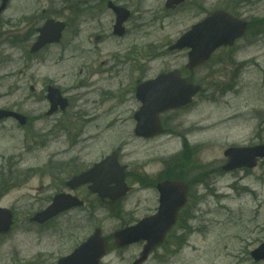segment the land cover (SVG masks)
<instances>
[{
	"label": "rangeland",
	"instance_id": "1",
	"mask_svg": "<svg viewBox=\"0 0 264 264\" xmlns=\"http://www.w3.org/2000/svg\"><path fill=\"white\" fill-rule=\"evenodd\" d=\"M113 1L133 12L123 37L113 35L115 15L103 0H11L1 18L0 107L16 109L31 122L20 127L12 119L0 121V205L15 213L11 232L0 235V264H56L96 226L102 227L110 244L103 264H132L140 255L143 244L118 249L111 238L114 231L158 207L156 190L134 184L129 174L143 170L157 176L165 167L163 161L181 148L171 135L151 141L135 137L134 87L139 80L185 63L184 55L167 53V47L205 15L197 16L194 0L174 11L165 9L166 0ZM211 1L216 7L227 3L207 0L206 6ZM239 1L249 17L262 21L259 42L245 50L253 65L244 74L241 94L230 100L231 106L201 102L204 94L189 115H164L167 129L176 127L183 115H188L186 124L214 120V125H223L196 135L209 141L202 160H221L228 147L257 143L259 134L264 140V0ZM47 16L66 23L63 40L31 55L36 37L32 30ZM48 81L73 99V108L45 116ZM108 122L114 127L108 128ZM117 147L123 148L121 161L128 165L129 182L134 184L121 202L108 205L79 189L74 193L88 198L85 207L46 227L29 222L32 213L44 208L73 174ZM207 185L208 190L193 187L180 224L146 264H264L250 258L264 241V165L227 174L215 171Z\"/></svg>",
	"mask_w": 264,
	"mask_h": 264
},
{
	"label": "water",
	"instance_id": "2",
	"mask_svg": "<svg viewBox=\"0 0 264 264\" xmlns=\"http://www.w3.org/2000/svg\"><path fill=\"white\" fill-rule=\"evenodd\" d=\"M9 0H3L0 6V14L6 8ZM183 0H168L167 7L175 8ZM117 14V23L114 27L115 34L121 36L125 29L123 23L129 17V11L110 4ZM233 20L223 11H218L194 26L185 33L170 50L191 48L188 67L191 69L206 61L211 52L221 44L232 43L234 39ZM244 27V26H242ZM65 24L48 20L43 27L37 41L31 48V52H37L42 47L52 42H59ZM199 91L198 86L187 84L180 78L178 71L161 74L154 80L141 84L137 88V97L142 102L141 110L136 114L138 136L150 137L160 131L158 116L160 112L178 106L188 104L194 94ZM48 99L52 103L50 113H53L58 105L64 109L66 100L62 98L58 89L49 88ZM14 117L21 124H25L26 117L7 110L0 109V119ZM120 149L108 158L94 165L90 170L75 176L68 185L72 188L92 182L90 190L97 193L102 200L108 198L111 203L121 200L129 191L125 182V166L119 162ZM230 158L226 170L257 165V158H264V145L231 148L226 151ZM112 184L114 186L110 187ZM161 197L160 206L156 214L145 217L137 224L128 226L114 233L115 245L126 247L133 243L144 241L145 245L140 258L134 264H142L150 253L166 238L167 233L176 224L178 212L186 203L187 187L181 182H165L158 187ZM83 202L70 195H58L54 202L43 212L38 213L32 220L44 224L74 206H82ZM12 214L9 210L0 208V233L7 232L12 225ZM108 244L102 236V230L97 228L94 234L78 247L71 255L62 258L58 264H100L106 255ZM256 261L264 259V244L252 253Z\"/></svg>",
	"mask_w": 264,
	"mask_h": 264
},
{
	"label": "flooded vegetation",
	"instance_id": "3",
	"mask_svg": "<svg viewBox=\"0 0 264 264\" xmlns=\"http://www.w3.org/2000/svg\"><path fill=\"white\" fill-rule=\"evenodd\" d=\"M108 1L109 0H107V2ZM113 2L117 3L116 1ZM207 3V0H204V2H200L199 0L196 1L195 7L198 9V17H201L202 15L207 16L215 10L213 1L209 6H206ZM204 10L205 12H202ZM232 14L243 20H248L245 21L247 22L245 34L236 40L233 45L222 46L216 49L205 64L195 68L193 71H186L182 66L180 67L182 74L186 77V79H189L193 82L206 81L207 99L212 105L224 104L225 106H231L232 104L230 103V100L237 98L241 94L242 85L244 82V74L247 68L253 65L251 61L247 60L245 50L247 47L258 43L261 38V34L259 33L260 23L258 19L248 17L247 11L242 6L238 8H232ZM202 19L196 21L195 23L201 21ZM4 21L7 20L4 19ZM183 53H185L186 56L188 54L187 51H182L178 54L182 55ZM105 65L106 62H101V66ZM204 73L205 75H203ZM54 83L55 82L51 84ZM67 98L69 101L67 109H71L74 106L73 99L71 97ZM197 107V104L194 102L192 105L181 108L177 111L183 113V111H187L190 108H192V111H195ZM204 130L205 126L193 122V125L187 127L185 133L191 134L194 131ZM256 138L259 140L258 144L263 143L261 134H259V136ZM195 148L198 149V145H195ZM223 162L221 161V163ZM204 178L205 177H202L200 180H203Z\"/></svg>",
	"mask_w": 264,
	"mask_h": 264
}]
</instances>
